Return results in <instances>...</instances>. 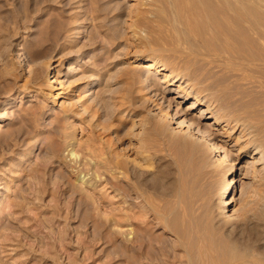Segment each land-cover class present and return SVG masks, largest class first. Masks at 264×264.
Here are the masks:
<instances>
[{
	"label": "rangeland",
	"instance_id": "obj_1",
	"mask_svg": "<svg viewBox=\"0 0 264 264\" xmlns=\"http://www.w3.org/2000/svg\"><path fill=\"white\" fill-rule=\"evenodd\" d=\"M153 3L0 0V264H149L154 257L150 264H264V162L252 144L238 140L241 128L204 124L220 111L249 123L264 142V43L257 62L175 49L165 33L160 46L151 44L149 31L161 29ZM138 55L157 57L160 64L132 62ZM75 61L79 69L67 74ZM57 73L63 84H49ZM175 76L180 81L169 86ZM202 85L209 90L200 91ZM179 88L192 92L189 100H172ZM56 93L62 95L56 99ZM210 96L216 104H229L200 119L221 146L223 161L221 153L206 154L186 142L178 127L180 119L200 115L210 102L187 111L190 100ZM118 160L124 164L114 165ZM84 175L95 184H83ZM134 202L141 209L150 203L151 219L169 209L164 213L183 232L184 243L176 241L174 228L156 225V241L139 250L142 261L133 258L135 251L126 253L121 240L142 228ZM234 205L249 212L251 229L237 239L226 233L234 224L227 217ZM121 215L133 224L113 221L109 229L120 240L109 245L103 223ZM226 240L244 251L243 262L230 261ZM155 243L165 245L164 259Z\"/></svg>",
	"mask_w": 264,
	"mask_h": 264
},
{
	"label": "bare ground",
	"instance_id": "obj_2",
	"mask_svg": "<svg viewBox=\"0 0 264 264\" xmlns=\"http://www.w3.org/2000/svg\"><path fill=\"white\" fill-rule=\"evenodd\" d=\"M153 5H155L156 12H154V19L156 21V23L159 24V26L161 27V29L159 30H150V35L151 37V44H155V45H161L162 41L165 42V36H168V41H166L168 43V45H171L173 48L175 49H182V47L186 48V51L188 50L189 52H191L192 54H202V55H206L208 57V55L210 56H217L220 58H226V59H236V61L238 59H240L239 61H244L247 60V62H254L256 60H260V56H261V40L262 43H264V0H156V3ZM145 14V13H144ZM143 14V15H144ZM149 17V16H148ZM142 18V17H140ZM145 18V16H144ZM142 18V19H144ZM146 19V18H145ZM140 21V20H139ZM146 21V20H145ZM142 21V22H145ZM148 22H151L152 20H148ZM154 23V22H153ZM144 25V24H143ZM151 25V23H150ZM154 26V24H153ZM152 29V28H151ZM163 33H165L166 35L163 36ZM161 40V42H159ZM149 44V45H151ZM163 46V45H162ZM167 46V45H166ZM264 46V44H263ZM262 46V47H263ZM253 47H256L255 50ZM170 48V47H169ZM184 50V49H183ZM264 50V48H263ZM188 53V52H187ZM263 54V52H262ZM18 56H23V54L21 52L18 53ZM186 57V55H184ZM199 56V55H198ZM203 57V56H202ZM263 57V56H262ZM196 59V58H195ZM264 59V58H263ZM22 60V59H21ZM217 60V59H216ZM219 60V58H218ZM225 60V59H223ZM228 60V61H229ZM227 61V63H229ZM232 61V60H231ZM230 61V62H231ZM19 62V61H18ZM132 62H140V63H147V62H152V64L150 65V67H153L154 65H158L160 64L159 59H157V57L154 56H150V55H138L136 56L135 60ZM226 62V60H225ZM257 62V61H256ZM256 62L254 64V66L256 65ZM261 62V61H260ZM259 62V63H260ZM77 61H75L74 63L70 64V66H74L71 69H69V71L67 72V74H70L72 72H74L75 70H77L78 65L76 64ZM210 63V62H209ZM221 63V62H220ZM233 63V62H232ZM264 63V61H263ZM212 64V63H211ZM223 64V63H222ZM235 64V63H234ZM262 63H260L261 65ZM163 65V64H161ZM237 65V63H236ZM249 65V64H248ZM251 65V64H250ZM243 66V65H242ZM263 67V65H261ZM253 67V66H252ZM244 68V67H243ZM246 68V66H245ZM249 68V67H247ZM257 68H261V67H257ZM256 68V69H257ZM79 69V68H78ZM165 67L162 66L161 70H164ZM234 69V68H233ZM96 70V69H95ZM141 70V69H140ZM261 70V69H260ZM129 71L135 72V68H130ZM137 71V70H136ZM253 71V70H252ZM231 72V71H230ZM229 72V73H230ZM233 72V71H232ZM141 73V72H140ZM143 74V73H142ZM234 74V73H233ZM238 74V73H237ZM241 75V74H240ZM254 75V74H253ZM238 76V75H237ZM245 76V75H244ZM251 76V75H250ZM210 77V76H209ZM240 77V76H239ZM256 77V76H255ZM260 77V76H259ZM249 78V77H248ZM263 80V79H262ZM180 78L178 76L172 77V79L168 80L167 82L169 83V86L171 85H175L176 82H179ZM254 81V80H253ZM247 82V81H246ZM264 82V81H263ZM48 83L49 84H54V83H59V84H63V81L60 80V75L59 73L55 74L53 77L48 78ZM191 83V82H190ZM251 83V82H250ZM200 84V83H198ZM248 84V83H246ZM254 84V83H253ZM256 84V83H255ZM263 84V83H262ZM195 86V84H193ZM197 85V84H196ZM249 85V84H248ZM251 85V84H250ZM54 86V85H52ZM203 86V85H202ZM204 87V86H203ZM202 87V88H203ZM245 87V85L243 86V88ZM253 87V86H252ZM258 88H260L257 85ZM201 88V89H202ZM209 87L206 88V85L204 87V89L200 90L202 92H205ZM250 88V87H249ZM257 88V89H258ZM253 88H251L252 90ZM264 89V88H263ZM262 89V90H263ZM209 90V89H208ZM207 90V91H208ZM244 90V89H243ZM248 90V89H247ZM206 91V92H207ZM252 92V91H251ZM250 92V94H251ZM262 92V91H261ZM62 93V92H61ZM61 93H56L55 94V98L58 99L62 94ZM258 93V92H257ZM260 93V92H259ZM192 92L191 91H187L184 88H179L178 93L172 97V100L175 99H179L181 100V102H185L187 100H189V96H191ZM249 94V95H250ZM261 94V93H260ZM208 95V93H207ZM207 95H204V98H207ZM246 95V94H245ZM244 95V96H245ZM252 96V94H251ZM210 99H200L199 97H196L192 100H190L189 103V107L187 108V111H191V110H195L198 108H201V104L202 102H209L208 105L204 106L203 108H201L202 113L200 115H194V118H188V117H183L182 119H180L178 121V127H181L184 129L183 135L182 137L185 138L186 142H188L189 144L192 143V145H198L199 147L202 148V150L206 153V154H213V153H221L219 156L220 158L223 160H227L226 157H223V153H222V149L221 146L214 140H212V136L210 137L209 135H207V133L204 131V129H202L200 127L201 125V118H206L207 116H209V114L211 115V113H216V111L218 109H221L224 106H227L229 104H227L226 102H222L221 104H216V101H212L211 96L209 97ZM254 98V97H253ZM214 99V98H213ZM257 99V98H256ZM250 100V99H249ZM246 101V100H245ZM253 101V99L251 100ZM260 101V100H259ZM263 101V100H262ZM172 102V101H171ZM244 102V101H243ZM253 103V102H252ZM174 104V103H173ZM247 104V103H245ZM244 104V105H245ZM256 104V103H255ZM254 104V105H255ZM262 104V103H261ZM260 104V106H261ZM264 104V103H263ZM249 106V105H248ZM219 107V108H218ZM256 107V106H255ZM259 107V106H258ZM262 107V106H261ZM218 108V109H217ZM252 108V107H251ZM217 109V110H216ZM249 109V108H248ZM260 109V108H259ZM257 110V109H256ZM250 111V110H249ZM220 112V111H219ZM217 112V114L215 115L214 118L208 120L205 124L206 127H208L209 129H212L211 127H215L217 125H219L221 122H225V125H228L229 123L233 124L234 130H239L241 128V132H243V135H241V137L238 140H242V142H247L252 144L255 147V152L254 154H260L259 156V160L261 162H264V142L259 139L255 138V135L252 129H251V125H249V123H246L245 121H242L241 119H229L226 118V116L223 113H219ZM248 112V111H247ZM262 112V111H261ZM200 113V112H199ZM257 114V113H256ZM260 114V113H259ZM262 114H264V110L262 112ZM258 115V114H257ZM260 116V115H259ZM166 117L168 118H173V116L171 115H167ZM255 118V117H254ZM264 118V117H263ZM253 119V118H252ZM260 119V118H259ZM255 119H253L252 121H254ZM249 122V121H248ZM262 122H264V120H262ZM260 126V125H259ZM254 127V126H253ZM252 127V128H253ZM262 129V128H261ZM264 132V130H263ZM262 135V134H261ZM228 136V135H227ZM264 136V135H263ZM175 137V136H174ZM247 139H244L246 138ZM179 139V137H178ZM170 140V139H169ZM180 140V139H179ZM247 140V141H246ZM264 140V139H263ZM184 142V141H183ZM238 142V141H237ZM243 143L239 144V149H242ZM183 145V144H182ZM202 152V151H201ZM74 152H72L73 155ZM75 154V153H74ZM194 155V154H193ZM145 156V155H144ZM49 161V160H48ZM46 162V161H45ZM92 162V161H90ZM86 163L89 166L92 167H96L97 162L94 163ZM123 162V161H122ZM121 162V163H122ZM47 163V162H46ZM110 163V161H109ZM117 165L120 163L119 160L116 162H114V165ZM120 163V164H121ZM42 164V163H41ZM44 164V161H43ZM111 164V163H110ZM119 164V166H120ZM124 164V163H122ZM50 165V164H49ZM264 165V164H263ZM43 167V166H42ZM51 167V166H50ZM98 167V165H97ZM113 167V166H112ZM117 167V166H116ZM264 168V167H263ZM38 169V167H37ZM96 169V168H95ZM92 170V169H91ZM93 171V170H92ZM96 171V170H94ZM264 171V170H263ZM40 172V171H39ZM42 172V171H41ZM97 172H99L97 170ZM98 175V173H97ZM96 175V176H97ZM70 176V175H69ZM116 176V175H115ZM86 175L81 176L83 184L85 183H92L95 184V181L93 182L92 180H88L85 179ZM50 178V177H49ZM96 178V177H94ZM93 179V178H92ZM101 179V178H100ZM40 180V179H39ZM113 180V179H112ZM54 181V180H53ZM97 181V179H96ZM100 181V180H99ZM81 182V183H82ZM41 183V182H40ZM89 183V184H90ZM233 183V180H229V185H231ZM42 184V183H41ZM48 185V184H47ZM54 185V184H52ZM79 185V184H78ZM77 185V187H78ZM228 185V186H229ZM82 186V185H81ZM91 186V185H90ZM47 187V186H46ZM51 187V186H50ZM76 187V186H75ZM81 188V187H80ZM58 190V189H56ZM84 190V189H83ZM94 190V189H93ZM50 191V190H49ZM90 192V190L88 191V193ZM52 193V192H51ZM91 193V192H90ZM144 193V192H143ZM227 193V192H226ZM50 194V193H49ZM87 194V193H86ZM93 194V193H92ZM51 195V194H50ZM54 195V194H53ZM89 195V194H88ZM91 195V194H90ZM144 195V194H143ZM94 196V194H93ZM93 196H91L93 198ZM231 196V194H230ZM227 197L226 200H224V205L225 204H229L231 201H229L228 199L230 198ZM42 197V196H41ZM51 197V196H50ZM89 197V196H88ZM85 196V198H88ZM89 199V198H88ZM91 199V198H90ZM141 199V198H140ZM52 200V199H51ZM92 200V199H91ZM231 200V199H230ZM90 201V200H89ZM143 201V200H142ZM223 201V199H222ZM122 202V201H120ZM140 202V201H139ZM150 202V201H149ZM221 202V201H220ZM123 203L125 204L126 202L123 201ZM122 203V204H123ZM128 203V202H127ZM141 203V202H140ZM222 203V202H221ZM123 204V205H124ZM129 204V203H128ZM125 204V205H128ZM133 204L135 207L138 206L139 203L134 202V203H130ZM142 204V203H141ZM144 206L141 209V205L138 206L140 207L139 213L138 211H136L138 214V218L134 217V219L136 218L137 220H141L139 222H141L142 228L140 230V232L137 230V232L140 233V235H138L136 237V233L131 237H127V238H123L121 240V246L123 247V249L125 250V252H129V251H135L134 253L137 254L136 256H133V258L135 257L136 259L138 258L139 260H141L142 258H145L143 256L144 253L139 252V250H143L146 246H152V242L155 240L153 236V231L152 229H154V227L156 225H159L160 227H164V228H174L175 232H176V236L177 239L176 241H181L183 242L184 238V234L182 231H179L178 228L176 229V226L174 225V221H171L168 219L167 216H169V213H166L165 215V210L164 212H160L158 214L154 215V220H156L155 222L153 221V219H151V215L149 216L150 212V203L148 202H144ZM143 205V204H142ZM164 205V204H163ZM162 205V206H163ZM222 205V204H221ZM49 206V205H48ZM132 206V205H130ZM134 206L131 207L129 210L134 209ZM154 206V205H153ZM152 206V207H153ZM53 207V206H52ZM68 207V206H67ZM123 207V206H122ZM161 207V206H160ZM165 207V206H164ZM120 208V206H119ZM128 208V207H126ZM48 209V208H47ZM50 209V208H49ZM152 209V208H151ZM155 209V208H154ZM53 210V209H52ZM121 210V209H120ZM124 210V208H123ZM153 210V209H152ZM155 210H159V208L155 209ZM154 210V211H155ZM161 210V209H160ZM134 211V210H133ZM163 211V210H162ZM49 212V211H48ZM52 212V211H50ZM122 212V211H121ZM127 212V211H125ZM156 212V211H155ZM56 213V212H55ZM129 213V211H128ZM122 214V213H121ZM131 214V213H130ZM249 212L245 211L244 213L241 212L240 208H236V206L234 205L232 207V213L230 214V216L228 217V223L229 222H233L234 224L231 226V228L229 229V232L227 235L231 238H234V236L236 235V239L238 238L237 235L239 234H250L251 232L249 231L250 227H249ZM120 215V214H119ZM185 215V214H184ZM132 216V215H131ZM235 216V217H233ZM193 217V216H192ZM103 218V217H102ZM104 219V218H103ZM116 219V218H115ZM115 219H109L106 218L105 222L103 223V230L105 227V242L107 244L111 243H115V241L120 240L117 233L113 234V231H111L109 228L111 227V225L114 223L113 221H115V223L117 224V226H121L124 225L123 222H121V219L123 221H125L126 223H128V221L130 220L127 216L125 215H121V218ZM132 219V218H131ZM186 219V218H185ZM174 220V219H173ZM131 221V220H130ZM133 221V220H132ZM131 221V222H132ZM138 222V221H137ZM136 222V223H137ZM184 223V222H183ZM198 223V222H197ZM227 223V224H228ZM133 224V222H132ZM129 225V224H128ZM138 225V224H137ZM215 226V225H214ZM218 226V225H217ZM221 226V225H219ZM159 227V228H160ZM203 227V226H202ZM222 227V226H221ZM221 227H215V231L216 229L220 230L219 228ZM156 228V227H155ZM163 228V229H164ZM199 228V227H198ZM113 229V228H112ZM254 229V228H253ZM252 229V232L254 233ZM169 230V228H168ZM251 230V229H250ZM101 231V230H100ZM117 231V230H116ZM173 231V229H172ZM184 231V230H183ZM199 231V230H198ZM249 231V232H248ZM118 232V231H117ZM170 232V231H169ZM174 232V231H173ZM174 232V233H175ZM221 232V231H220ZM119 233L123 232L119 230ZM132 233V232H131ZM171 233V232H170ZM187 234V231H186ZM102 235V234H101ZM103 235V236H104ZM175 235V234H174ZM240 235V236H241ZM123 236V235H121ZM125 236V234H124ZM155 236V235H154ZM175 236V237H176ZM190 236V235H189ZM217 236V235H216ZM223 236V235H222ZM221 236V237H222ZM239 236V237H240ZM136 237V238H135ZM163 237V236H161ZM191 237V236H190ZM189 237V238H190ZM212 237V236H211ZM219 237V236H218ZM157 238V237H156ZM165 238V237H164ZM183 238V239H182ZM206 238V237H205ZM213 238V237H212ZM104 239V237L102 238ZM167 239V238H166ZM187 239V238H186ZM199 239V238H198ZM204 239V238H203ZM235 239V240H236ZM242 239V238H241ZM192 240V239H191ZM212 239H210L211 241ZM156 241V240H155ZM173 241V240H172ZM175 241V240H174ZM221 241V240H220ZM227 241V240H226ZM247 241V240H246ZM119 242V241H118ZM200 242V241H199ZM229 242V243H227ZM225 245L226 246V251L227 253L232 257L230 258L233 261H241L246 255L244 254V251L242 252L240 248L237 247V245H234L235 241H227ZM110 243V244H111ZM154 243V242H153ZM167 243V242H166ZM179 243V242H178ZM184 243V242H183ZM192 243V242H191ZM109 244V245H110ZM117 246V242L115 243ZM163 244H165L163 242ZM170 244V243H169ZM175 244V243H174ZM182 244V243H181ZM210 244V243H209ZM216 244V242H215ZM218 244V243H217ZM245 244V243H244ZM156 245V243L154 244V246ZM160 245V244H159ZM158 245V246H159ZM191 245V244H190ZM195 245V244H194ZM155 246V247H158ZM167 246V245H166ZM170 246V245H169ZM187 246V245H186ZM200 246V245H199ZM224 246V245H223ZM120 247V244H119ZM147 247V249H148ZM155 247L153 248L155 256L156 254H158V251L161 253L160 255H164L162 253H164L165 250V245H164V249L161 247L160 248H156L158 251H155ZM175 247V246H174ZM189 248V244L187 246ZM201 247V246H200ZM242 247V246H241ZM192 248V247H191ZM146 249V252H147ZM150 249V248H149ZM173 249V248H172ZM176 249V248H175ZM119 250V248H118ZM168 250V248H167ZM171 250V249H170ZM221 250V249H220ZM122 251V250H121ZM132 251V252H133ZM169 251V250H168ZM186 251V250H184ZM190 251V250H189ZM145 252V251H144ZM151 252V251H150ZM125 253V255H126ZM153 253V252H152ZM171 253V252H169ZM176 253V252H175ZM117 254V253H116ZM131 254V253H130ZM172 254V253H171ZM192 254V253H191ZM224 254V253H223ZM118 255V254H117ZM120 255V254H119ZM123 254H121L120 256H122ZM124 255V256H125ZM206 255V254H205ZM218 255V254H217ZM128 256V255H127ZM130 256V255H129ZM128 256V257H129ZM151 255L147 256V259H151L148 258ZM160 256V257H161ZM110 257V256H109ZM131 257V256H130ZM153 257V256H152ZM158 257V256H157ZM159 257V258H160ZM163 257V256H162ZM220 257V256H219ZM228 257V256H227ZM117 258V257H116ZM123 258V257H122ZM155 258V257H154ZM153 258V259H154ZM200 258V257H199ZM114 259V258H113ZM152 259V260H153ZM157 259V258H156ZM164 259V257H163ZM193 259V258H192ZM108 260V259H107ZM106 260V261H107ZM111 260V258H110ZM152 260H150L152 262ZM132 261V260H129ZM142 261V260H141ZM149 261V260H148ZM158 261V259L156 260ZM164 261V260H163ZM167 261V260H166ZM228 261V259H227ZM244 261V260H243ZM241 261V262H243ZM256 261V259H255ZM137 262V261H136ZM150 262V263H151ZM155 262V260H154ZM189 262V261H188ZM202 262V260H201ZM245 262H249L248 260ZM257 262V261H256ZM106 263V262H105ZM107 263H112L111 262H107ZM129 263V262H128ZM148 263V262H147ZM149 263V264H150ZM153 263V262H152ZM163 263V262H162ZM190 263V262H189ZM231 263V262H230ZM254 263V262H253ZM134 264V263H132ZM139 264V263H138ZM213 264V263H212ZM246 264V263H245ZM249 264V263H247ZM252 264V263H251ZM256 264V263H255ZM261 264V263H260Z\"/></svg>",
	"mask_w": 264,
	"mask_h": 264
}]
</instances>
